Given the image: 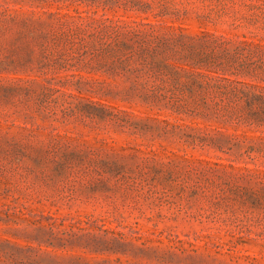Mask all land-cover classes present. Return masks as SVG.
I'll use <instances>...</instances> for the list:
<instances>
[{
	"label": "rangeland",
	"instance_id": "rangeland-1",
	"mask_svg": "<svg viewBox=\"0 0 264 264\" xmlns=\"http://www.w3.org/2000/svg\"><path fill=\"white\" fill-rule=\"evenodd\" d=\"M0 264H264V0H0Z\"/></svg>",
	"mask_w": 264,
	"mask_h": 264
}]
</instances>
